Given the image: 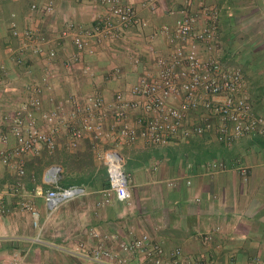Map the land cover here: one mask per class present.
I'll use <instances>...</instances> for the list:
<instances>
[{"label":"crops","instance_id":"obj_1","mask_svg":"<svg viewBox=\"0 0 264 264\" xmlns=\"http://www.w3.org/2000/svg\"><path fill=\"white\" fill-rule=\"evenodd\" d=\"M120 1L132 6L147 27L129 28L118 39L95 45L94 55H82L68 69L63 62L76 50L69 39L59 38L65 22L90 26L105 14L104 8L96 0H57L54 11L45 15L31 12L25 2L0 0V64L6 66L0 78V137L8 136V148L16 144L9 135L10 118L43 78H47L40 95L44 111L57 112L59 121L71 125L74 103L81 106L87 97L97 95L107 113V130L116 98L132 101L131 89L142 73L155 70V60L170 54L172 47L161 29L173 27L187 1L193 3L191 11L197 10L199 2ZM205 2L219 10L220 59L241 70L253 112L264 118V0ZM202 21L200 16V25ZM11 25L19 33L32 29L43 38V54L29 49L21 56L10 54L8 47L17 49L20 44V38L11 36ZM49 50L57 53L51 62L44 56ZM198 51L204 53L201 45ZM136 115L127 116L130 125ZM199 120L198 115L191 116L192 123ZM38 127L47 132L55 128V151L13 158L11 163L23 169L22 176L0 165V264H90L83 256L92 248L120 253V243L143 235L167 252L180 249L183 255L201 257L209 264L264 262V138L243 137L228 147L206 134L165 146L142 139L120 146L129 198L105 204L103 154L113 147V140L85 134L72 147L67 128L42 122ZM42 155L55 160L45 166L40 163ZM218 161L226 165L225 171L208 167ZM52 165L62 169L60 186L82 187L85 195L63 204L46 219L42 194L50 187L44 185L43 174ZM31 209L37 211L41 229L34 227ZM206 234L211 235L210 242L204 241Z\"/></svg>","mask_w":264,"mask_h":264},{"label":"built area","instance_id":"obj_2","mask_svg":"<svg viewBox=\"0 0 264 264\" xmlns=\"http://www.w3.org/2000/svg\"><path fill=\"white\" fill-rule=\"evenodd\" d=\"M14 1L25 2L31 12L45 15L54 11L57 2ZM96 1L105 10L103 16L96 18L90 26L67 21L60 32L59 38L69 39L76 50L71 58L63 62L65 68H71L84 54L94 55L95 45L103 44L106 40L114 41L129 28L147 27V23L139 18L129 4L120 0ZM198 1L196 11H191L194 10L193 3L187 1L183 15L175 21L173 27L165 26L161 29V34L172 47L170 54L155 60V70L142 73L131 89L132 101H125L119 96L116 98L112 123L107 130L104 123L107 113L104 112L102 98L97 95L87 97L81 106L74 103L71 125L65 124L64 119L59 121L60 114L57 112L44 111L40 95L42 86L47 85V78H43L41 84L32 89V96L23 101L10 118L9 135L15 139V146L8 148L7 135L0 137V165L14 168L22 176L24 171L20 165L11 163L13 158L27 153L38 154L42 150L48 154L55 151V128L49 132L44 131L38 127L39 122L51 127L57 123L67 128L72 147L85 134L97 140L110 138L113 147L103 154L108 182L103 191V202L108 204L112 199L125 202L129 198L128 177L123 171L120 146L131 145L138 139L151 145L165 146L176 139L187 140L206 134L228 147L243 137L264 138V118L253 112L241 70L227 66L219 57V10L215 5L206 3V0ZM200 16L203 17L201 25ZM11 36L20 38V44L17 49L9 46L10 54L21 56L28 49L33 54H43L44 40L32 29L19 33L16 26L11 25ZM185 45L188 49H185ZM198 45L203 47V54L198 51ZM44 56L46 61L51 62L56 59L57 53L49 50ZM22 61L21 57L17 58V64L21 65ZM88 70L86 68L85 73ZM5 73L6 66L0 64V78ZM132 112L137 115L135 124L130 125L127 116ZM193 114L200 117L198 122H191ZM208 167L212 171L227 169L219 161L209 163ZM239 171L246 174L243 168ZM61 173L60 166L52 165L43 174L44 185L50 187L42 194L46 219L51 218L63 204L85 195L82 187L60 186ZM30 213L34 227L41 229L37 211L31 209ZM203 239L210 242L211 235L206 234ZM35 241L40 243L39 237ZM119 249L120 253H117L97 246L83 258L90 264H209L201 257L183 255L180 249L167 252L162 245L146 235L120 243ZM75 252L78 253L79 249ZM254 264L264 262L255 260Z\"/></svg>","mask_w":264,"mask_h":264},{"label":"rangeland","instance_id":"obj_3","mask_svg":"<svg viewBox=\"0 0 264 264\" xmlns=\"http://www.w3.org/2000/svg\"><path fill=\"white\" fill-rule=\"evenodd\" d=\"M50 157H51V155L50 156L49 155H42L40 157V163H43V165L47 166L48 164L52 163L53 159L55 160V157H52V158H50Z\"/></svg>","mask_w":264,"mask_h":264},{"label":"trees","instance_id":"obj_4","mask_svg":"<svg viewBox=\"0 0 264 264\" xmlns=\"http://www.w3.org/2000/svg\"><path fill=\"white\" fill-rule=\"evenodd\" d=\"M108 186V182H107V185H106V187ZM46 188H48V187H46Z\"/></svg>","mask_w":264,"mask_h":264}]
</instances>
